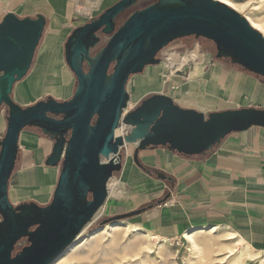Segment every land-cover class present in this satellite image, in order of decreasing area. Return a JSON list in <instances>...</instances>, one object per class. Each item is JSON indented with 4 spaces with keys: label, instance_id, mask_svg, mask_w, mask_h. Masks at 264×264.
<instances>
[{
    "label": "water",
    "instance_id": "obj_1",
    "mask_svg": "<svg viewBox=\"0 0 264 264\" xmlns=\"http://www.w3.org/2000/svg\"><path fill=\"white\" fill-rule=\"evenodd\" d=\"M136 0H117L98 16L74 27L64 42V60L76 77L70 98L51 95L22 106L12 97L15 82L30 69L46 17L0 20V107L7 109L0 138V264H49L80 233L105 202L107 182L121 170L128 144L139 150L164 145L185 155L203 154L227 134L264 126V108L245 106L205 114L183 107L163 92H153L124 112L130 99L128 78L175 39L194 35L213 41L215 57L228 58L264 77V35L233 7L220 0H156L132 11L119 26L115 17ZM99 33L106 43L94 53ZM130 127L122 136L115 129ZM36 127L52 140L46 166H59L50 201L13 204L8 181L22 129ZM157 175L163 176L160 172ZM142 209L115 214L103 223ZM27 244L13 254L16 243Z\"/></svg>",
    "mask_w": 264,
    "mask_h": 264
},
{
    "label": "crops",
    "instance_id": "obj_2",
    "mask_svg": "<svg viewBox=\"0 0 264 264\" xmlns=\"http://www.w3.org/2000/svg\"><path fill=\"white\" fill-rule=\"evenodd\" d=\"M8 2L18 16L41 13L46 17L30 69L13 86V99L26 106L47 95L58 100L70 98L76 77L64 60V42L69 34L64 32L72 11L69 0ZM58 36L63 38L61 45L57 46L58 42L49 48V38ZM203 55L198 66L184 70L185 80L167 82L173 92L166 93L177 104L205 114L245 106L264 108V78L229 59ZM139 75L141 85L144 73ZM5 127V116L0 113V132ZM51 147L52 140L38 128L21 130L20 154L15 162L21 169L15 170L14 166L8 192L14 188L18 193L17 188L22 186L33 193L30 199L39 204L49 202L59 174V166L44 164ZM134 148L135 144H129L125 149L121 170L115 174L120 191L106 200L105 213L142 209L126 217L127 222L174 241L186 231L210 226L229 228L258 256L264 254V126L233 131L203 154L185 155L157 145L139 150L136 163ZM29 160L32 162L28 164Z\"/></svg>",
    "mask_w": 264,
    "mask_h": 264
},
{
    "label": "rangeland",
    "instance_id": "obj_3",
    "mask_svg": "<svg viewBox=\"0 0 264 264\" xmlns=\"http://www.w3.org/2000/svg\"><path fill=\"white\" fill-rule=\"evenodd\" d=\"M116 1L117 0H69V5L71 6L70 8H72V11L64 34L66 32L70 33L74 27L85 23L90 18L98 16L105 8ZM154 1L156 0H136L132 5L116 15L114 19L115 26L117 27L121 25L132 11L142 8ZM227 1L231 3V5H228L231 7L233 5V8H236L235 10L243 15L250 24L251 22H256L258 25H255H257L258 27L253 26L252 24L251 25L264 35V0ZM236 4L237 6H235ZM10 9L11 7L8 0H0V18H2V16L6 12L11 11ZM99 35L100 40L91 49V53H94L100 46L104 45L109 38L108 35L102 33H99ZM62 37H64V35ZM62 41L63 38H60L58 36L55 38H49L47 44L50 48L55 47L58 42L59 45L57 44V46H60ZM196 45L200 52L210 53V58H215L216 50L213 41L203 37H195L194 35H190L175 39L166 47H164L159 52V56L161 58V62L159 64H150L144 67L142 71L144 73V77L143 83H141V85H139V73L130 75L126 83V89L130 94L131 103V106L128 109L135 107L144 97L150 95L153 92L172 93L173 91H171V89L169 88V83L172 81H176L178 83L182 80H185L187 74L185 73L184 77H182V75H179L182 73L176 71H174L173 74L171 73V69L166 65L167 53L175 51L181 55H184L189 53V51ZM197 64H195V67L198 66ZM190 65H194V62L185 65L182 68V71H184ZM162 74H166L169 77V83H166V85H163ZM0 113L6 116L7 109L4 105L0 107ZM4 132L5 129L3 132H0V138L3 137ZM18 154L20 153L18 152ZM30 162L32 161L29 160L28 164ZM19 166H15V170H20L21 167ZM115 174L113 176H115ZM17 178L18 171L14 174V185L17 181ZM114 178H116V176ZM17 191L18 193H15L14 188H11V190L8 192L9 200L13 204L32 200L30 199V197L33 193H31L29 190L23 189L22 186H19L17 188ZM110 196L112 195H109V197ZM99 211L101 212L100 215L95 218L89 225H87L86 229L82 233H80L78 237L79 239H76L72 243L71 248L67 249L70 246L69 245L66 248L67 250L65 249L59 255L61 256V259L62 257L65 259L62 264H259V260L262 257L264 258V254H262V256L259 255L261 258L258 257L257 254L254 255L257 256L255 260H245L240 263H232L231 260L234 256L230 255L229 252H226L224 246L225 243H222L220 241L221 237L219 235L222 233V230H216V232H210L209 230L200 229L191 230L193 238H195V246H192L191 243L183 237L179 239V244L169 238L164 241L162 240V237L153 238L147 241L148 236H144V234H132L124 230L123 225L124 222L127 221V218L110 220L103 223L106 219L113 216V214L105 213L104 205L100 208ZM112 223L118 225V227H120V230L111 231L107 229L106 225ZM222 229L224 230L226 228L222 227ZM27 243L28 242L26 238H21L16 243L13 254ZM241 247L242 245L239 243L235 245V248H237L238 250ZM59 260L60 258L58 260L54 259L53 262H55L53 264H59Z\"/></svg>",
    "mask_w": 264,
    "mask_h": 264
},
{
    "label": "bare ground",
    "instance_id": "obj_4",
    "mask_svg": "<svg viewBox=\"0 0 264 264\" xmlns=\"http://www.w3.org/2000/svg\"><path fill=\"white\" fill-rule=\"evenodd\" d=\"M229 5H231V3L227 0H221ZM234 3V2H233ZM232 3V4H233ZM236 3V2H235ZM240 5V4H239ZM237 6V4L235 5ZM234 6V7H235ZM233 7V5H232ZM241 7V6H240ZM236 9V8H235ZM238 9V8H237ZM253 19V18H252ZM251 21V20H250ZM249 22V21H248ZM251 24L253 26H256L258 27L257 23H253L251 22ZM257 24V25H255ZM260 29V28H259ZM204 58V55L202 52L199 51L197 45L194 46L190 51L189 53L187 54H184V55H181L175 51H171L169 53H167V66L171 69V73L173 74L174 72V69H179L181 67H184L185 65L187 64H190L192 62H194V65L197 64V63H200L202 62ZM185 69V68H184ZM171 75V74H170ZM131 106V103H130V99L128 101V104H127V107L124 109V112L126 110H128V108ZM127 130V125L124 124V123H121L116 129H115V134H122L123 132H125ZM129 145V144H128ZM115 176H112L108 182H107V190H108V194H107V198L106 200L108 199L109 195H115V193H117V191L119 190V182L116 178H114ZM120 191V190H119ZM105 200V202H106ZM104 202V203H105ZM104 203L99 207V209L95 212V214L93 215V217L91 218V220L89 222H87L85 224V226L82 228V230L80 231V233H82L87 225H89L95 218H97L99 215H100V208L104 205ZM107 224V223H106ZM107 226V229L109 230H113V231H117V230H120L118 227V225L112 223V224H108L106 225ZM122 227V226H121ZM123 228L124 230H126L127 232H130L132 234H144V236H148V240L149 241L150 239H153V238H159V236H156L148 231H144L142 230L141 228L137 227L136 225H132L130 223H128L127 221L124 222V225H123ZM200 230H209L210 232H216V230H222L221 234L219 235L221 237L220 241L222 243H225V250L226 252H229L230 255H233L234 257L232 258L231 262H235V263H240V262H243V261H249V260H255L257 258V256H254V255H257V252L253 251L249 246L248 244L236 233L234 232L233 230L229 229V228H226V229H222V227L220 226H210V227H204V228H201ZM103 231V230H102ZM110 232V231H109ZM80 233L75 237V239L66 247L67 249L71 248L72 246V243L76 240V239H79V235ZM97 233V232H96ZM108 233V232H107ZM101 234V233H100ZM183 238H185L187 241H189L191 243L192 246H195V241L193 238V235L191 233V231H186L184 232L183 234ZM82 240V239H81ZM162 240L166 241L167 238H163ZM87 241V240H86ZM146 241V240H145ZM84 242V241H83ZM241 244L242 247L238 250L237 248H235V245L237 244ZM147 244V243H146ZM82 245V244H81ZM83 246V245H82ZM145 246V245H144ZM65 248V249H66ZM148 248V247H147ZM193 248V247H192ZM64 249V250H65ZM66 249V250H67ZM63 250V251H64ZM197 250V249H196ZM62 251V252H63ZM61 252V253H62ZM66 252V251H65ZM237 252V253H236ZM61 253H59L54 259L55 260H58L60 258V260L58 261L59 264H62L65 259L62 257L61 259V256H59ZM228 254V253H227ZM260 257V256H258ZM261 258V257H260ZM53 259V260H54ZM67 259V258H66ZM53 260L49 263V264H53ZM259 264H264V258L262 257L260 260H259Z\"/></svg>",
    "mask_w": 264,
    "mask_h": 264
},
{
    "label": "built area",
    "instance_id": "obj_5",
    "mask_svg": "<svg viewBox=\"0 0 264 264\" xmlns=\"http://www.w3.org/2000/svg\"><path fill=\"white\" fill-rule=\"evenodd\" d=\"M0 20H1V18H0ZM182 68L183 67H181L179 69H174V71L182 73V74H179V75H182V77H184V71H182ZM162 77H163L162 82H163V85H164V84H166L168 82L169 77L166 74H162ZM129 129H130V127L127 126V130L125 132H123L122 134H120V135L124 136L128 132ZM175 241H176L177 244H179V239H176Z\"/></svg>",
    "mask_w": 264,
    "mask_h": 264
},
{
    "label": "trees",
    "instance_id": "obj_6",
    "mask_svg": "<svg viewBox=\"0 0 264 264\" xmlns=\"http://www.w3.org/2000/svg\"><path fill=\"white\" fill-rule=\"evenodd\" d=\"M226 59H228V58H226ZM236 65H238V64H236ZM238 66H240V65H238ZM240 67H242V66H240ZM243 68V67H242ZM260 77H262V76H260ZM262 78H264V77H262ZM182 154V153H181ZM163 200V198H161L159 201H162Z\"/></svg>",
    "mask_w": 264,
    "mask_h": 264
},
{
    "label": "flooded vegetation",
    "instance_id": "obj_7",
    "mask_svg": "<svg viewBox=\"0 0 264 264\" xmlns=\"http://www.w3.org/2000/svg\"><path fill=\"white\" fill-rule=\"evenodd\" d=\"M157 56H159V53L157 54ZM160 57V56H159Z\"/></svg>",
    "mask_w": 264,
    "mask_h": 264
}]
</instances>
